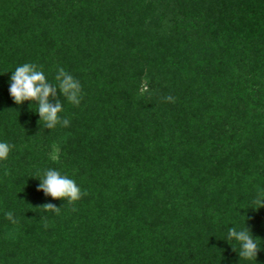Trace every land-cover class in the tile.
<instances>
[{"label": "trees", "instance_id": "16d2710c", "mask_svg": "<svg viewBox=\"0 0 264 264\" xmlns=\"http://www.w3.org/2000/svg\"><path fill=\"white\" fill-rule=\"evenodd\" d=\"M23 63L79 81L68 126L12 100ZM0 140V264H264V0H0Z\"/></svg>", "mask_w": 264, "mask_h": 264}, {"label": "clouds", "instance_id": "9594fccd", "mask_svg": "<svg viewBox=\"0 0 264 264\" xmlns=\"http://www.w3.org/2000/svg\"><path fill=\"white\" fill-rule=\"evenodd\" d=\"M8 82L9 95L17 105L24 102L35 103V113L39 116V121H43L47 128L51 129L58 123L68 126L69 121L65 118L61 120L60 114L63 111V104L57 100L50 102L49 97L55 98L57 93L73 104H79L81 97V85L70 73L63 68L57 70L55 83H50L45 73L33 63H23L18 65L13 71ZM171 99V97H168ZM12 145L0 140V162L7 160ZM38 189L53 200H61L68 203L78 201L82 196V190L76 181L67 175H62L56 169H47L42 178H38ZM258 208L264 207V199H257ZM46 210L55 211V205L48 203L44 206ZM7 219L13 221V213H6ZM14 222V221H13ZM227 242L234 241L239 245V257L251 258L261 250L259 239L254 238L246 226L238 229L234 226L228 228Z\"/></svg>", "mask_w": 264, "mask_h": 264}]
</instances>
